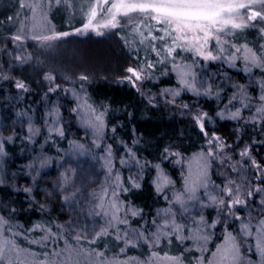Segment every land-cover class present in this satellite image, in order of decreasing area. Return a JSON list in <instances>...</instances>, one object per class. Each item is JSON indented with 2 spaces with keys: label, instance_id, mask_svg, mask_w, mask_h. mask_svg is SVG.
<instances>
[{
  "label": "snow or ice",
  "instance_id": "1",
  "mask_svg": "<svg viewBox=\"0 0 264 264\" xmlns=\"http://www.w3.org/2000/svg\"><path fill=\"white\" fill-rule=\"evenodd\" d=\"M61 9L71 10L73 17L79 12L80 26L73 27L71 31L57 30L51 16L54 10L59 12ZM10 11L12 15H5L8 24L12 25L13 20L19 24L9 28L10 35L2 41L0 53L12 55L13 62L26 65L38 56L54 59L61 44L72 35H116L134 54L131 58L138 65L127 67L119 82H127L144 95L141 89L145 81H152L157 70L161 76H174L176 87L162 89L159 97L165 106L171 105L190 113L205 143L200 151L187 158L186 163L180 152L164 148L162 162L174 157V162L181 164L179 189L161 163L141 162L136 153L125 145L128 159L136 168L135 175H129L125 183V178L116 170L112 145L106 142L107 133L116 132V127L109 129V107H97L89 102L85 89L89 75L82 73L75 80L63 77L66 82H78L79 93L72 89L76 107L71 109V114L92 136L87 148L78 140H69L67 154L92 155V149L102 153L95 158L102 162L106 172L105 185L101 186L99 196L93 194V215L103 217L106 226L99 230L93 227L90 238L85 234L86 230L78 232L72 221L66 224L38 223L25 230L16 222V208L11 203L0 205V264H264V157L258 161L253 155L255 146L264 147V139H252L251 144H245L237 153L240 160L235 164L229 163V170L240 174V183L225 178L227 182L223 186L217 185L211 179L213 165L223 166L230 162L232 157L228 153L235 152V148L206 127L214 122L213 116L200 110L196 103L190 106L181 99L190 93L196 98L219 100L222 89L213 90L215 81L206 78L205 65L220 62L236 67L240 62L249 83L231 85L233 94L223 97L226 103L214 112V116L219 120L251 125L254 131L259 128L260 136L264 137V44L249 46L248 43L236 42L238 35L246 29L257 23L264 25V0H17ZM258 31L264 34V27ZM9 43L14 46L11 53ZM27 47L34 48L36 55L26 52ZM142 48L146 53L143 57L140 54ZM21 49L25 54H16ZM147 53H154L155 62L148 58ZM9 69H12V63H9ZM7 71L0 70V79L12 82L22 92L29 90L28 85L6 74ZM42 76L49 83L48 93L66 91L55 83L56 76L51 71L43 70ZM154 101L158 102L157 96L149 95L148 103L156 107ZM244 112L249 115L244 116ZM46 117L42 123L46 125L44 131L47 136L65 139L64 118L59 105H53ZM27 121L26 139L34 142V137L42 130L34 126L31 116ZM13 140L11 135H0V161L8 157L7 145ZM135 143L136 140L133 141ZM50 163V157L39 155L26 165L33 184L40 171ZM119 163L124 167L127 161L121 157ZM245 164L249 167L246 168ZM146 169L155 172L150 180L151 186L169 206L159 210L155 218L145 222L144 227L131 228L130 220L143 219V210L131 206L121 196L142 188ZM249 171L254 174V179L245 175ZM78 178L71 168L61 173L56 195L61 196L65 203L78 197ZM13 179L15 174L9 175L0 167V186H10L14 192H23L29 198L28 202L41 210L47 207V201L35 199L32 187L9 185ZM257 196L259 219L254 220L251 214L244 218L235 214L238 207L247 208L250 203L255 204L254 197ZM208 208L216 212L214 218H206L203 214ZM189 209L196 211L189 213ZM230 221L238 223L235 232L228 230ZM218 227L221 234L216 238ZM31 233L41 234L39 239H29L28 234ZM109 236L120 242L118 251L109 250L106 244H97L98 240ZM22 240L27 241V247L18 243ZM174 241L176 252L171 253ZM32 245L37 249L33 250ZM130 249L137 250L139 255L129 256Z\"/></svg>",
  "mask_w": 264,
  "mask_h": 264
},
{
  "label": "trees",
  "instance_id": "2",
  "mask_svg": "<svg viewBox=\"0 0 264 264\" xmlns=\"http://www.w3.org/2000/svg\"><path fill=\"white\" fill-rule=\"evenodd\" d=\"M16 2L17 0H0V47H3L2 41L4 38L10 35L9 28L13 26L18 27V21L13 25H9L5 19V15L13 14L10 9H12ZM68 12L69 10L63 9L59 12L54 10L51 22L57 30L71 31L73 27L80 26V20L75 24L67 22ZM261 27H264V25L259 23L252 27V33H255L258 37L252 36V40L247 37L240 43H248L250 46H255L257 44L253 42L257 38L260 40V42L258 41L259 44H263L264 34L258 31ZM13 47L11 43L8 44L10 53ZM26 52H31L34 56L36 55V50L32 47H27ZM16 54L23 55L25 54V50L21 49ZM133 55L129 49L123 46L118 36H96L94 33H89L86 36L72 35L66 38V42L61 44L60 50L54 59L38 56L34 62L26 65H19L13 62L12 55L0 53V70H8L6 74L23 81L28 85L29 89L27 92H22L16 89L12 82L0 79V95L6 93L10 96L8 102L6 103L5 101L0 106L1 116H6L7 120L10 121V125L5 130L19 131L17 124L21 121L20 114L30 110L35 104H41L46 99L49 102H51V99L54 102L59 100L60 112L64 118L63 123L66 138L59 139L55 135L47 138L45 145L46 152L51 156L66 152L69 140H78L86 148L89 147L86 130L80 126L78 120L74 119L71 114V109L76 107V102L73 101L70 94L73 88L79 91L78 82L74 84L66 82L63 79V77L69 76L75 80L78 75L82 73L87 74L90 76V80L85 84V89L89 102L94 103L97 107L100 105L108 106L109 129L116 127L115 134L111 133V131L107 133L106 142L112 145L113 155L116 158V170L125 178V183H127L126 178L129 176L126 175L127 167L131 169L134 166V163L128 159L126 154V145L136 153L137 158L141 162L147 160L153 164L161 163V167L177 182V189H179L182 172L181 164L175 163L174 157H170L168 160L162 162L163 150L169 147L170 151L180 152L185 158L186 163L187 158L201 150L205 143L204 138L191 120L190 113L174 108L171 105L165 106L163 104L159 93L162 89L172 85L170 79L161 78L156 81H145L144 87L141 89L144 95L133 89L127 82H119L120 78L126 74L125 69L127 67L138 66L136 61L131 58ZM79 58H81L80 61H78ZM9 63H12V69H9ZM208 67L210 71L212 70L217 75L218 65L210 64ZM45 69L51 71L56 76L55 83L60 84L61 89L66 91L57 90L54 93H48L49 83L44 81L42 76V71ZM237 77H239V80L243 78L242 75H237ZM45 93H47V97H45ZM149 95L157 96L158 102L154 101L157 104L156 107L148 103ZM9 99H15L16 101L11 104ZM181 99L190 106L196 103L200 110L208 112L209 115L214 117V122L206 125V127L213 129L217 135L235 148V152L230 151L228 153L232 157L229 163L235 164L240 160L237 153L244 148L245 144H251L252 139H264L259 134V128L254 131L251 125L215 118L214 112L220 107L215 103L213 98H196L192 95H183ZM177 103H180V101L178 100ZM17 137L19 138H14L13 145H7L8 155L16 156L22 150L24 137ZM134 140L137 143L133 144ZM238 140L239 146L237 147ZM101 154L99 150L92 149L91 158H94L98 165L102 164L95 157ZM253 155L258 161H261V158L264 157V147L255 146L253 148ZM121 157L127 161L124 167H121L119 163ZM245 167L249 166L245 164ZM55 169L56 166H53L52 170L46 172L41 177V181L44 184L41 186L49 195L39 192V188L37 190L38 197L36 200L39 202L47 201V207L44 210L30 204L28 202L29 198L23 192H14L10 186H0V205L11 203L12 207L17 209L16 222L22 225L25 230L38 223H48L51 221L66 224L68 221H73L70 217V208L67 205L65 208L62 204L61 196L56 195L54 186L58 179ZM135 173L136 168L131 172V175H135ZM212 173V181L221 186H223L227 179L237 181L239 176V173L231 172L226 168L225 164L223 166L213 165ZM247 173L250 179H254V174L251 171ZM154 176L155 172L153 170L146 169L144 180L141 182L142 188L131 190L121 196L122 199L130 202L131 206L143 210V219L137 217L130 220L131 228L144 227L145 222L155 218L159 210L169 206L165 200L156 195L152 188L150 180ZM238 209L240 208H237L236 215L243 218L244 216L238 212ZM214 216L215 211L209 210L207 218H213ZM237 227L238 223L234 224L230 221L228 230L235 232ZM95 228L99 230L97 226ZM82 229H77V231L79 232ZM84 230H86L85 234L90 238L93 234L92 229ZM53 231H56L54 227ZM40 234H28L29 239H39ZM220 234L218 227L216 238ZM216 238H214V241L218 243L219 240ZM18 243L22 247L28 246L27 241L24 240L18 241ZM97 244H106L109 250L116 249L118 251L117 245L120 242L116 241L114 236H109L103 240H98ZM49 246H51L50 243ZM84 246L87 247V243ZM31 247L33 250L37 249L36 245H32ZM175 252L174 241L171 253ZM128 255L138 256L139 252L135 249H130L128 250Z\"/></svg>",
  "mask_w": 264,
  "mask_h": 264
},
{
  "label": "rangeland",
  "instance_id": "3",
  "mask_svg": "<svg viewBox=\"0 0 264 264\" xmlns=\"http://www.w3.org/2000/svg\"><path fill=\"white\" fill-rule=\"evenodd\" d=\"M80 20V14L79 12L76 13L75 17L71 15V10H69L67 14V22L69 23H77ZM17 23V20H13L12 25ZM253 32V28L250 27L249 29H246L245 32L242 35H238L237 43L243 42L242 40L244 38H249L252 40V36H256ZM260 40L255 39L253 43L259 44ZM264 44V43H263ZM250 46V45H249ZM141 57L146 55V53L143 51V48L141 50ZM148 58L153 60L155 62V56L154 53H147ZM81 58L78 59L80 61ZM210 64H216L218 65V73L212 72L209 69ZM206 71H207V77L211 78L215 81L213 84V89L216 90L217 88H221V96L220 99H215V103L220 107L223 108L226 101L223 99L225 95H232L234 89L231 87L233 84H248L249 83V77L244 73L243 71V64L240 62H237L236 67H229L227 63L221 64L220 62H209L205 65ZM216 72V71H215ZM237 75H242V79L239 80V77ZM153 81H156L161 78H168L172 81V85L168 88H174L176 87L175 84V77L174 76H161L159 74V71L154 74ZM79 93V91H77ZM82 95V93H80ZM255 95V91L252 93ZM73 98V101L76 102V97L72 95V92L70 94ZM186 95H191L186 94ZM185 96V95H184ZM8 98L10 96L6 93H3L0 95V106L3 102H8ZM201 98V97H200ZM54 99V98H53ZM11 101V104L14 103L15 99H9ZM10 104V105H11ZM59 100H56L55 102L51 99V102L47 101V99L41 103V104H35L30 110L25 111L24 113L20 114L21 121L17 124L19 127V131L15 132L14 130L11 131L10 129L8 131L5 130L10 125V121L7 120L6 116H1L0 113V135L4 136V133L7 136H13L16 138L17 136L24 137V144L22 147V150L18 153V155H8L6 160L0 161V167L3 168L5 172H7L9 175L15 174V179L10 180L8 183L9 185H14L16 187L22 188V187H32L33 188V195L35 196V199L38 197L37 190L39 188V192L45 194V190L42 188L41 185H44L41 181V177L48 171L52 170L53 166H56L55 172L57 174V179H60L61 173H64L66 169H74L77 173V176L79 177L76 181L77 188L80 189V192L78 194V197L75 199L69 200V202L65 203L62 199V204L66 208L67 206L70 208L71 213L70 217L73 219V226L77 229H93V227L97 226V228L104 227L105 225V219L101 216L93 215V208H94V193L96 196L100 195V189L103 184H105V178H106V172L102 165H98L97 161L94 158H91V155L87 154H81V155H68V150L66 152H63L61 154H58L56 156L49 155L45 150L46 145V139L50 138L47 136L46 132L44 131V128L46 125L42 123L44 119H46V113L47 111L53 106V105H59ZM244 116H248V112L243 113ZM31 116L33 118V124L35 127L41 128L40 135L34 137V142H29L27 137V126L28 121L27 117ZM86 130V129H85ZM8 133H10L8 135ZM87 133V140L88 145L91 144L92 136L89 131L86 130ZM52 137V136H51ZM80 142V141H79ZM81 143V142H80ZM14 140L12 143L8 145H13ZM44 155L51 158V163L49 166H46L40 171V175L37 177L35 184L32 182L31 176L28 174V169L26 168V165L32 161V159L36 156ZM102 155V154H101ZM102 164V162H101ZM225 167L229 169V162L225 163ZM135 166L127 167V173L126 175H131V172L134 171ZM166 171V170H165ZM213 174V173H212ZM211 174V175H212ZM248 179H250V176L248 173H245ZM86 177V179H84ZM171 177V176H170ZM172 179V178H171ZM57 180V182H58ZM57 182L54 186L56 190ZM227 182V180H226ZM225 182V183H226ZM240 174L238 176L237 183H240ZM181 186V180L179 182ZM176 187L178 188V185L176 184ZM62 198V197H61ZM256 203L252 204L250 203L247 208L238 207L239 213L244 216L248 217L250 214L252 215L253 219H259L260 217L257 215L259 212L258 202L259 197H254ZM67 205V206H66ZM209 210H213L212 208H208L204 211V215L207 218V213ZM237 210V209H236ZM235 210V214H236ZM195 209H189V213H195ZM216 216V212H215ZM214 216V217H215ZM213 217V218H214ZM243 217V218H244ZM159 222V221H158ZM91 234V232H90ZM190 246V245H189ZM210 247V245H209ZM253 259L255 260L256 257L253 256Z\"/></svg>",
  "mask_w": 264,
  "mask_h": 264
}]
</instances>
